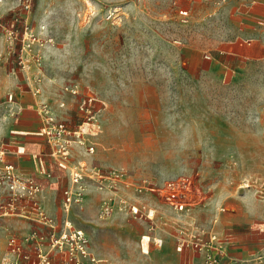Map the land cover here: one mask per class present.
<instances>
[{
	"label": "rangeland",
	"instance_id": "1",
	"mask_svg": "<svg viewBox=\"0 0 264 264\" xmlns=\"http://www.w3.org/2000/svg\"><path fill=\"white\" fill-rule=\"evenodd\" d=\"M28 1L30 12L24 9ZM251 1L0 0V7H13L0 14V71L15 75L20 89L59 97L65 103L60 116L74 128L83 124L86 143L96 147L86 154L85 173L96 175L93 161L103 171L124 169L130 179L160 186L179 175L197 178L207 199L192 213L165 208L170 212L164 215L153 194L138 197L133 190L128 197L157 209L158 234L169 232L167 221H176L175 235L195 220L198 235L216 234L226 250L230 215L247 213L253 203L264 215V61L236 76L205 70L239 38L243 6ZM12 28L17 38H11ZM72 85L79 86V96L66 91ZM14 90L0 97V133ZM89 97L95 98L91 124L79 110ZM95 186L86 182L84 203L70 214L61 190L56 229L72 222L110 263L111 254L116 264L150 263L155 254H143L141 242L151 222L120 211L102 220L108 193ZM256 222L264 244V218ZM233 228L247 226L234 222ZM178 237L167 244L175 247ZM180 259L184 264L188 256Z\"/></svg>",
	"mask_w": 264,
	"mask_h": 264
},
{
	"label": "crops",
	"instance_id": "2",
	"mask_svg": "<svg viewBox=\"0 0 264 264\" xmlns=\"http://www.w3.org/2000/svg\"><path fill=\"white\" fill-rule=\"evenodd\" d=\"M243 7H246V9L243 16L240 17V21L245 25V29L241 31L237 40L230 41L228 47L223 49L222 53L224 56L221 58L222 61L220 60L223 63L218 61L219 63L211 62L209 64V70L206 69L205 71L210 75H216L217 73L218 75H242L248 71L250 65L264 61V0H252ZM12 8L0 7V14L3 15ZM13 89H15V99L10 95L13 99L12 103L7 105V108H11V110H9V117L3 124L0 142L8 147L7 160L15 165L17 173L22 177H34L42 185L43 188L37 196L42 211L52 221H47L45 224L40 223V213L37 210L20 207V212L8 213L0 208V264H33L32 262L37 259L35 254L37 245L44 252H48L51 249L50 245L45 242L51 233L50 225L55 226L54 220L59 217L63 202L61 190L68 186L65 184L68 183L70 169H63L57 165L51 157L53 146L40 135L45 122L39 116L37 107L44 103L49 104L48 106L53 112L62 117L60 116L63 113L60 98L54 95L52 97L50 94L47 96L46 94L37 95L39 93H36V90L34 93L31 90L20 89V87H17L15 75L3 74L0 71V97L5 96L6 93ZM228 130L233 131L234 129L230 127ZM3 139L5 141H2ZM73 145L72 164L85 166V161L88 159L86 151L77 143ZM91 162V164L95 165L92 170H94L93 168H99L97 164L93 161ZM86 174L89 175L88 173ZM261 209L262 205L253 203L247 213L228 217L227 220L231 222V228L228 229L230 238L226 249L228 250V255L221 257L218 264H264V244L261 240L262 229L259 227L262 224L256 222L257 217L264 218ZM161 212L165 215L170 211L164 207ZM172 222H165L167 227H165L164 231H169L168 233L158 234L155 231L156 236L164 238L165 244L161 249L151 245V251L146 255L152 253L155 255L153 258L150 257V263L145 262L144 264H183L180 259L182 254L188 256V260H185L184 264H200L202 262V258L198 257L193 251L186 250L184 253H179L176 246L174 247L171 243L167 244L172 236L190 237L200 232L201 229L195 224V220L187 222V225L180 226L178 230L181 232L175 235L170 232L175 227L174 222L176 221ZM234 222L246 225L247 229L235 231L233 228ZM248 227L253 228V230ZM36 229H40L41 233L31 238L32 232ZM12 237H17L21 240L24 246L23 253L30 255V260L20 257L9 249L8 243ZM25 238L28 242L24 240ZM92 252L99 260V263L96 264L117 263V255L115 256V254H111L113 261L110 263L102 250L96 249L95 252L93 250ZM52 264H62L61 257L53 256ZM87 264L91 263L88 262Z\"/></svg>",
	"mask_w": 264,
	"mask_h": 264
},
{
	"label": "built area",
	"instance_id": "3",
	"mask_svg": "<svg viewBox=\"0 0 264 264\" xmlns=\"http://www.w3.org/2000/svg\"><path fill=\"white\" fill-rule=\"evenodd\" d=\"M30 2L24 7L30 12ZM20 17H14L13 26L19 22ZM11 38H17L18 30L8 29ZM22 57V56H21ZM66 91L73 96H79L78 85L66 87ZM40 93V89H36ZM95 98L84 99L79 106V110L84 114V123L91 124L95 122L96 112L94 110ZM65 106V103H62ZM39 116L44 119L45 125L40 131L46 141L53 146L51 157L57 165L63 169H70V185L64 190V212L70 214L75 206L82 205L86 196V182L92 180L99 191L108 193L103 200L99 217L107 219L115 212L120 211L135 217H141L151 222L148 234L142 236L141 250L145 254L151 251L153 244L161 249L165 240L163 237L155 235V219L157 209L149 207L146 203H140L136 199L128 197V192L133 191L136 196L153 194L158 197L162 207L169 208L177 213H192L197 207L203 205L207 199V193L199 180L192 175H179L158 185L142 179L136 181L130 179L129 174L124 169H110L103 171L93 168L96 175L85 173L83 165L72 164L74 143L85 147L86 153L93 155L96 152L94 144H87L85 133L81 130V124L78 128L70 125L69 120L59 117L47 104H41L37 107ZM9 154L8 147L0 142V208L8 213L20 212L19 208H29L37 210L40 213V223L45 224L52 221L42 209L38 199V193L42 190V185L34 177H22L17 173L13 163L7 160ZM65 227L57 230L56 226L50 225L51 233L48 236V245L51 249L44 252L38 245L35 247L36 261L33 264H52L53 256H60L62 264H91L99 263L91 249L90 240L83 229L75 227L72 222L65 220ZM40 229L32 232L31 238L38 236ZM28 239V238H27ZM26 242V238L24 239ZM223 239L210 232L205 236L193 234L190 237L180 236L177 239L176 249L179 253L186 250L193 251L198 257L202 258L200 264H218L221 257L228 255L227 250L221 245ZM9 249L20 257L30 260L31 256L23 253V244L17 237L9 240Z\"/></svg>",
	"mask_w": 264,
	"mask_h": 264
},
{
	"label": "bare ground",
	"instance_id": "4",
	"mask_svg": "<svg viewBox=\"0 0 264 264\" xmlns=\"http://www.w3.org/2000/svg\"><path fill=\"white\" fill-rule=\"evenodd\" d=\"M84 128H85V127H84ZM84 128H83V129H84ZM84 130H85V129H84ZM247 186L250 187L249 185H247Z\"/></svg>",
	"mask_w": 264,
	"mask_h": 264
}]
</instances>
